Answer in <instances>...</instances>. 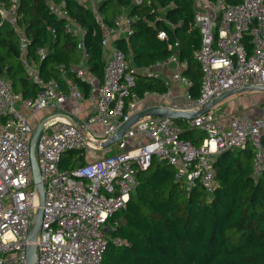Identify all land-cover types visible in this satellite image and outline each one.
Returning <instances> with one entry per match:
<instances>
[{"label": "built area", "instance_id": "1", "mask_svg": "<svg viewBox=\"0 0 264 264\" xmlns=\"http://www.w3.org/2000/svg\"><path fill=\"white\" fill-rule=\"evenodd\" d=\"M20 1L0 4L1 21L6 20L19 33V60L39 89L34 97H24L0 75V264H27L29 231L39 205L30 150L36 125L30 124L28 116L84 99L80 82L86 81L94 107L77 119L90 140L104 142L140 112L142 97L136 90L139 70L156 77L148 66L134 67L126 52L114 44L118 36L134 32L132 23L137 16L122 13L115 16L113 26H104L97 14L104 28L101 45L107 64L102 81L90 79L89 53L82 42L85 29L70 17L66 0H47L50 12L66 20V32L80 37V58L71 66L61 64L56 78L43 79L29 53L30 38L19 25ZM101 1L91 0V6L97 10ZM194 9V26L200 30L202 43L194 53L202 71L201 95L193 98L189 92L193 81L183 75L188 60L178 59L175 53L159 61L178 65L174 81L180 80L187 87V103L182 109L199 108L245 85L264 86V0H194ZM159 19L170 23L161 15ZM51 31L55 40V31ZM246 36L252 41L251 53ZM158 37L166 39L167 32L161 30ZM50 52L49 46H39L37 57L44 60ZM171 85L166 81V91L146 90L144 95L167 97ZM261 109L258 117L231 116L226 128L218 126L214 108L190 120L188 129L205 132L200 146L182 136L185 129L174 119L145 116L126 129L114 143L117 152L110 150L109 154L98 151L110 146L101 149L90 144L68 118L57 115L47 121L36 144L37 164L45 184L42 222L35 241L37 264H101L110 241L123 243L119 236L111 237L121 222L116 214L127 208L138 185L137 173L149 169L154 159L169 163L175 180L187 190L201 185L210 195L218 184L216 155L250 146L252 175L259 179L264 175V100ZM75 149L84 153L86 163L66 171L61 166L62 157Z\"/></svg>", "mask_w": 264, "mask_h": 264}, {"label": "trees", "instance_id": "2", "mask_svg": "<svg viewBox=\"0 0 264 264\" xmlns=\"http://www.w3.org/2000/svg\"><path fill=\"white\" fill-rule=\"evenodd\" d=\"M8 2L0 0V4ZM125 7H130V15L137 16L132 23L134 32L128 37L118 36L114 44L126 52L136 68L156 64L173 53L180 60H188L183 75L193 81L189 88L192 97H199L203 77L193 55L202 43L200 30L193 25L194 0H102L97 10L81 0H66L70 17L86 31L82 42L89 53L91 72L102 79L107 64L101 21L104 26H113L115 16ZM18 12L19 25L30 38V56L39 65L43 79L56 78L61 64H77L80 37L66 32V20L50 12L47 0H21ZM160 14L174 27L157 20ZM161 30L167 32L166 39L158 37ZM19 40V33L6 20L2 22L0 15V75L12 83L14 91L34 97L39 87L19 60ZM244 41L251 53L250 37ZM174 42L179 45L170 49ZM43 45L51 52L39 60L37 50ZM137 79L141 95L145 90H166L162 78L141 73ZM80 85L86 93L89 83L81 81ZM177 122L185 127L182 136L200 146L205 132L188 129V120ZM74 151L62 157L61 166L66 171L86 163L84 153ZM252 160L250 146L218 153L214 161L218 184L209 195L201 185L187 190L175 180L169 163L154 159L149 169L137 173L138 185L127 208L116 214L121 222L111 237L119 236L123 243L110 241L101 264H264V175L259 179L252 175Z\"/></svg>", "mask_w": 264, "mask_h": 264}, {"label": "crops", "instance_id": "3", "mask_svg": "<svg viewBox=\"0 0 264 264\" xmlns=\"http://www.w3.org/2000/svg\"><path fill=\"white\" fill-rule=\"evenodd\" d=\"M85 2L88 1L89 5L91 4V0H84ZM131 9L130 7H125L122 10V13H125L126 15H130ZM121 13V14H122ZM195 13V12H194ZM164 19L167 20V18L164 16V14H160ZM166 24H168L165 20H163ZM194 25V24H193ZM168 26H171L172 28L174 27L171 23L168 24ZM196 27V26H195ZM128 37V36H127ZM179 44H174L169 45L170 49H175ZM79 52V51H78ZM175 54V53H173ZM80 55V52H79ZM107 55V54H106ZM106 55L105 59H106ZM172 55V54H171ZM178 56V55H177ZM194 58V55H193ZM179 59V58H178ZM195 60V59H194ZM149 70L152 71L153 73L156 74V79L162 78L165 82L170 81L172 83L171 85V91L167 94V97H162L161 95H152V96H145L144 92H142V95L138 94L139 96L142 97V102L138 106V110L142 111V109L146 107H151V106H159V105H167L173 108H184L187 103V98H186V90L187 87L180 81V80H175L173 78V75L175 74L176 71L179 70L178 65L176 62H170L168 64H163L158 61V63L153 64L151 66H148ZM139 68V67H138ZM91 71V70H90ZM145 74L142 70H139L138 75L140 74ZM147 76V75H146ZM90 79H94L97 82L102 81V79H99L94 75L92 72H90L89 75ZM148 77V76H147ZM138 78V77H137ZM150 78V77H149ZM82 89V87H81ZM167 90V86H166ZM165 90V91H166ZM82 92L84 94V99L82 100H74L73 102L66 103L63 108L60 109H44L42 110L43 112L40 113L41 120L45 117L51 116L53 114L57 113H66L69 115H72L75 118L79 117H85L88 115V113L92 110L94 107V101L91 99L90 95V84L89 88L87 89V92L85 93L82 89ZM251 93H257L259 98H257V95H255L256 98L253 96H250ZM185 97V100H182L181 97ZM255 99V100H253ZM264 100V91H248L244 92L242 94H236L233 96L228 97L225 101L214 107V111L217 117V124L221 128H226L228 119L231 116H239L243 119L245 118H250V117H258L262 115V109H261V104ZM20 109L24 108L23 106H19ZM36 115V114H35ZM35 115H33L35 117ZM58 116H63V115H58ZM66 117V116H63ZM67 118V117H66ZM40 120V121H41ZM38 120H36L35 125L37 126ZM190 121V120H188ZM184 127V126H182ZM185 128V127H184ZM117 152V149L109 148L105 149L104 152H101V154H109V152ZM75 152V151H74Z\"/></svg>", "mask_w": 264, "mask_h": 264}, {"label": "water", "instance_id": "4", "mask_svg": "<svg viewBox=\"0 0 264 264\" xmlns=\"http://www.w3.org/2000/svg\"><path fill=\"white\" fill-rule=\"evenodd\" d=\"M261 90L264 91V86L260 87L256 85H245L244 87H241V88L231 89V90H228L225 94L193 110H186V109L177 108V107L173 108L167 105L151 106L148 108H144L142 109V111L138 112V114L134 115L132 118L127 120L118 129V131L109 138V140L104 141V142H97V141L90 140L87 131H85L82 128L80 121L77 118L73 117L72 115H69L66 113H57V114H53L51 116L43 118L33 130L32 132L33 134L30 140L31 167L33 170L34 184H36V188H37L39 205L37 209L35 210L34 215L32 217L33 219H32L31 227L29 231V235H30L29 238L31 240V243L27 246V264H37V258H38V252H37L35 241L37 240V237H38L37 233L40 229L41 222H42L43 205L45 203L44 201L45 184H43V181L41 179L40 168L38 167V164H37L36 144L40 136V131L43 125L47 121L55 118L57 115L66 116L73 124H75L78 130L82 131L83 136L90 144H93L95 147L104 149V148L109 147V145L114 144L122 135L126 133L127 128H129L134 123L140 121L145 116L170 117L174 119L176 122L177 120H192L199 115L209 112L210 109L219 105L220 103L225 101L230 96H233L236 94H242L248 91H261ZM104 231L105 233H107L108 229L105 228Z\"/></svg>", "mask_w": 264, "mask_h": 264}, {"label": "rangeland", "instance_id": "5", "mask_svg": "<svg viewBox=\"0 0 264 264\" xmlns=\"http://www.w3.org/2000/svg\"><path fill=\"white\" fill-rule=\"evenodd\" d=\"M81 1H83L87 6L89 5V2H88V1H86V2H85L84 0H81ZM255 95H257V98L260 97V96H258L257 93H251V94H250V96H253L254 98H256ZM181 99H182V100H185V97L183 96V97H181ZM186 100H187V99H186ZM253 100H255V99H253ZM41 112H43V111H40V113H41ZM25 113L27 114V112H25ZM40 113L36 114L35 117H34L33 115L28 116V117H29L30 124H31L32 126H35V122H36V120H38L37 122H40V120H41V118H42V117L39 116ZM109 146H110L111 148H113V149H117V148L114 146V144L109 145ZM101 152H104V150H102V151H98L99 154H101Z\"/></svg>", "mask_w": 264, "mask_h": 264}]
</instances>
